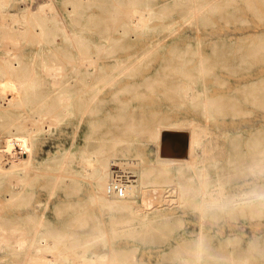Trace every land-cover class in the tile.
<instances>
[{
  "label": "bare ground",
  "instance_id": "1",
  "mask_svg": "<svg viewBox=\"0 0 264 264\" xmlns=\"http://www.w3.org/2000/svg\"><path fill=\"white\" fill-rule=\"evenodd\" d=\"M18 1L24 3L21 9L17 8ZM65 1L71 3V9L67 12L71 18L81 15L77 11L78 7L85 10L88 6L97 4L107 10L114 30L134 32L136 35L147 25L153 9L150 4L139 0ZM171 3L179 5L187 19L197 18L207 7L215 5L213 0H171ZM29 4L26 0H0V118L3 120L0 127L8 131H24L17 136L20 138L21 149H28L31 145L30 139L39 131L49 128L51 124L72 112L78 113L80 119L84 115L92 114L98 111L100 104L109 95L111 99L119 100L123 108L132 98L139 96L141 87L153 89L156 81L171 82L169 86L163 87L174 90L175 96L181 101L188 100L199 108L204 121L191 119L180 123L155 119L144 128L149 139L159 149L155 162L158 163L157 169L160 172L193 169L186 185H193L194 194H198V199L193 204L198 214V229L191 243L187 240L180 243L188 245L178 253L184 254L180 264H185L190 246L204 232L202 221L205 214L200 210L201 203L213 198L216 189L227 183L229 177L236 173L244 157L232 142L228 144L229 150L226 153L218 142V150L214 149V145L209 147L212 143L206 119L210 111L219 105L221 98L218 97L225 92H231L233 98L242 95L243 100L249 104H264V69L258 72L248 71L241 76L239 74L229 80L225 88L219 89L218 75L212 71L213 63L208 61V53L201 52L198 43L190 41L187 45L178 47L182 44L170 41L164 44L170 49L158 54L161 56L159 65L162 71H142V62L157 52L160 42L146 40L144 44L143 38L141 47L135 50L140 41L139 37L131 38L125 34L104 35L93 39L83 35L79 28L68 31L62 22L64 19L60 21L51 1L40 0L35 8ZM58 33L64 36L65 43L50 44ZM28 40L34 41L38 46L41 43L49 45L42 55L37 51L35 55L38 59L33 57L26 63L21 50L24 41ZM125 48L132 50L120 55V51ZM44 53L47 54L46 57ZM217 57L221 67L226 66L233 71H238L237 66L240 64L248 66L256 58L249 51L231 56L223 53ZM166 66L170 68L166 70ZM50 81L54 90L42 94L40 86L47 85ZM126 92L128 96H125ZM123 93L124 97H121ZM131 106L130 111L119 112L118 115L130 118L134 116L135 107L140 105L132 103ZM13 108L22 109V114L15 116ZM86 137V147L77 160L79 169L72 164L74 156L70 148L64 149L57 156L59 159L56 163L57 170L52 174L51 193L64 177L71 178L73 184H76L77 176L82 174L90 179V200L121 212L122 217L115 225L128 228L137 225L143 232H151L156 227L166 225L167 214L162 209L171 203L186 201L183 194L188 188L181 182L164 186L150 184L148 169L140 171L135 179L132 171L114 168L108 179L109 168L115 164V157L125 155L127 148L112 147L109 151L99 149L94 153L87 147L90 135L87 134ZM10 153L11 155L5 154L0 147V183L7 178L12 182L7 196L1 192L0 187V253L4 249L16 256L18 261H0V264H62L66 259L71 264H123L121 251L113 246L104 251L89 253L90 243L106 241L104 231H90L77 238L72 233L64 234L53 228L46 229V218L43 212L37 210L30 216L29 223L23 218L11 221L4 216L1 213L3 207L15 205L30 193L29 187L38 172V167L32 164L28 155L24 157L21 151L13 150ZM246 153L247 165L264 160V135H252L248 139ZM218 163H221L223 172L220 174L221 171H218L221 175L220 182L219 179L218 182L211 180L209 172L210 165L215 166ZM175 164L178 166L175 167ZM16 165L22 166L21 172L17 173L12 168ZM119 171L126 175L117 177L115 173ZM116 185H120L121 189L115 187ZM232 190L235 189L229 191ZM203 236L211 242L210 236ZM67 241L70 245H66ZM107 242L109 243L108 239ZM212 247L219 252L215 246Z\"/></svg>",
  "mask_w": 264,
  "mask_h": 264
},
{
  "label": "rangeland",
  "instance_id": "2",
  "mask_svg": "<svg viewBox=\"0 0 264 264\" xmlns=\"http://www.w3.org/2000/svg\"><path fill=\"white\" fill-rule=\"evenodd\" d=\"M39 1L26 0L33 8ZM49 1L60 17V21L64 19L62 22L65 24H62L68 31L79 28L83 35L93 39L104 35L123 36L125 34L131 38L139 37L140 41L135 50H139L143 38H145L144 44L146 40L160 42L157 52L142 62V71H162L159 65L161 56L158 54L170 49L169 46L164 45L165 42L170 41L182 44L178 47H183L190 41L198 43L201 52L208 53V61L213 63L212 71L218 75L219 89L225 88L229 80H233L239 74L241 76L248 71L258 72L264 69V0H213L215 5L207 7L199 17L193 19H187L183 9L179 5H173L171 0H139L144 4H150L153 9L147 25L137 35L134 32L124 33L121 30H114L107 10L100 5L92 4L85 10L78 7L77 11L82 16L71 18L67 14L71 9V3L65 0ZM16 4L19 9L24 7L23 1H18ZM64 39L61 33L55 34L50 44H64ZM48 45L41 43L38 46L34 41H24L21 55L28 63L33 57L38 59L35 55L37 51H40V55L43 51L46 52ZM131 50L125 48L119 54L124 55ZM246 51L256 58L248 66L241 64L237 66L238 71L229 70L226 66L223 68L218 63L217 56L223 53L231 56ZM44 55L47 56L46 53ZM104 62L108 63L105 60ZM169 68L170 66L165 67L166 70ZM170 83L169 81H156L153 89L146 86L141 87L139 96L132 98L123 108L119 100L111 99L109 95L100 104L98 111L92 114L84 115L85 117L80 119V115L74 111L63 117L64 119L51 124L49 128L45 127L44 130L39 131L34 138L30 139L31 145L28 149H21L20 138L17 137L24 131L18 129L8 131L0 127V147L4 153L11 155L10 150L21 151L24 157L28 155L32 164L38 167L36 177L29 187L30 193L15 205L3 207L1 213L11 221H19L23 218L26 223H29L30 216L34 210H37L43 212L46 218V225H48L46 229L53 228L64 234L72 233L77 238L85 236L90 231H104L106 241L90 243L89 253L104 251L107 247L113 246L121 251L123 264H180L184 254L179 255L178 253L188 246L180 245V243L184 242L183 240L191 243L198 229V214L193 207L198 194H194L193 185H188V187L186 185L192 176L193 169L184 168L168 173L160 172L157 169L158 163L155 162L159 149L155 142L149 139L144 128L155 119L161 122L185 123L191 119L201 122L204 118L197 106H193L188 100L181 101L175 96L174 90H166L163 87L169 86ZM40 87L42 94L54 90L51 81ZM128 95L126 92L125 96ZM121 97H124V93ZM218 98H221L219 105L210 111L206 119L212 143L209 147L214 145V149L218 150V142L222 144L226 153L229 150L228 144L232 142L240 153L244 154L237 173L248 166L246 164L248 139L255 134L264 135V121H262L264 104H249L243 100L242 95L233 98L231 92L222 93ZM132 103L140 105L135 107L134 116L130 118L118 115L119 112L130 111ZM12 110L15 116L22 114V109L13 108ZM161 116L167 117L160 118ZM2 121L0 118V123ZM87 134L90 135L87 147L94 153L99 149L109 151L112 147L127 148L125 155L115 157V164H111L113 166L109 168L108 179L114 168L132 171L136 176L135 179L138 178L140 171L148 169L150 184L156 183V186H164L181 182L185 188H188L183 194L186 201L171 203L162 209L167 214L166 225L156 227V230L151 232H143L137 225L129 228L115 225V222L122 217L121 212L110 210L90 200L89 195L92 192L90 179L82 174L77 176L76 184H73L71 178L64 177L51 193L52 174L57 170L56 163L59 159L57 156L64 149L70 148L74 156L72 164L79 169L77 160L86 147ZM177 166L175 164V167ZM220 166L221 163L215 166L210 165L211 180L221 181L220 174L223 172ZM12 168L17 173L22 171L20 165ZM218 171H221L220 174ZM235 174L230 176L227 183L223 185L228 190L237 187L233 180ZM10 182L7 178L0 183L1 192L5 196L9 194L8 189L12 184ZM172 194L169 193V195ZM202 226L205 232L203 235L210 236L211 244L221 254L236 260L245 255L249 239L264 237V220H251L243 216L205 215ZM66 245L70 243L67 241ZM0 261L8 263L18 261V258L3 249L0 253ZM62 264H71V262L66 259L62 261Z\"/></svg>",
  "mask_w": 264,
  "mask_h": 264
},
{
  "label": "clouds",
  "instance_id": "3",
  "mask_svg": "<svg viewBox=\"0 0 264 264\" xmlns=\"http://www.w3.org/2000/svg\"><path fill=\"white\" fill-rule=\"evenodd\" d=\"M233 180L237 184L235 190L219 186L211 200L201 203L202 213L264 220V160L241 169ZM185 264H264V237L249 239L245 255L236 260L214 250L210 240L202 235L190 246Z\"/></svg>",
  "mask_w": 264,
  "mask_h": 264
},
{
  "label": "built area",
  "instance_id": "4",
  "mask_svg": "<svg viewBox=\"0 0 264 264\" xmlns=\"http://www.w3.org/2000/svg\"><path fill=\"white\" fill-rule=\"evenodd\" d=\"M124 173H125V172H123V171H119V172H116L115 174L118 175L117 177H122V176L126 175V174H124ZM124 178H126V177H124ZM116 184H117V183H116ZM115 187H117V185H116ZM117 188H118V189H121V188H120V185H118Z\"/></svg>",
  "mask_w": 264,
  "mask_h": 264
}]
</instances>
